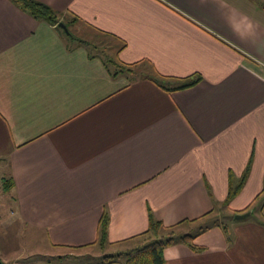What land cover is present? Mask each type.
Listing matches in <instances>:
<instances>
[{"label":"crops","instance_id":"1","mask_svg":"<svg viewBox=\"0 0 264 264\" xmlns=\"http://www.w3.org/2000/svg\"><path fill=\"white\" fill-rule=\"evenodd\" d=\"M39 1L70 36L0 0V222L9 201L12 232L103 264L153 214L204 248L168 246L167 264H264V0ZM115 63L202 79L167 90Z\"/></svg>","mask_w":264,"mask_h":264},{"label":"trees","instance_id":"2","mask_svg":"<svg viewBox=\"0 0 264 264\" xmlns=\"http://www.w3.org/2000/svg\"><path fill=\"white\" fill-rule=\"evenodd\" d=\"M19 6H21L25 11L29 12L33 17L39 20H46L49 23L56 25L60 28V14L51 6L39 1V0H14ZM68 27L69 25L65 23ZM67 34V33H66ZM70 36V34H68ZM115 69L112 71L114 75L119 73L127 74L128 72H133L134 67L138 66L135 64H117L115 63ZM142 76V75H141ZM151 79L158 83L160 86L166 88L167 90H178L191 87L202 79L201 76H194L193 78H186L182 83L173 84L170 79L164 77L160 74L155 76L146 75L142 79ZM247 173L237 184H233L230 188L228 198L226 200V205L229 204L230 200L233 199L243 188L245 184ZM3 189L9 190L13 186V182L10 179L2 180ZM108 226L109 218L106 214L103 215L100 225H99V235L97 239V245L101 249H105L108 242ZM205 229V228H204ZM203 230H200L202 232ZM197 234H179L177 233L175 226H166L163 221L157 219L153 214L150 215L149 227L148 229L139 234L138 236L142 241V244L136 247H132L123 252H119L114 255H104L103 264L116 261L119 257L125 258V264H167L164 250L166 247L173 244L183 243L188 245L196 252L203 251V247L195 243V237Z\"/></svg>","mask_w":264,"mask_h":264},{"label":"rangeland","instance_id":"3","mask_svg":"<svg viewBox=\"0 0 264 264\" xmlns=\"http://www.w3.org/2000/svg\"><path fill=\"white\" fill-rule=\"evenodd\" d=\"M101 50H102V53L106 55L105 49H101ZM126 75H128L129 79L133 81L137 79H142V77L146 75L155 76V73L151 70L150 66L147 63H141L138 66L134 67L133 72H130V73L128 72ZM6 198L8 200H11L10 194H8ZM8 202L4 204L5 207L4 206L2 207L3 212L1 215L3 217V221L0 222V246L1 247L3 246V248L6 250H10L11 256H15V257H13V261L12 260L6 261L4 264H13L14 260L15 262H18L20 264H84L85 262L91 259L92 260L98 259L97 255L89 256L88 259H85V258L80 259V258H72V257L70 258L55 257L53 256V251H50V252L44 251V248L41 247V243L35 242V239H33L32 236L29 235L31 228L24 227V230L26 231L20 232L21 234L19 235L12 232L14 229H17L13 221V218H16V215L15 213L12 212L14 210L12 204ZM224 210H225L224 208H221L220 211L222 213L220 214H224L225 212ZM254 214L258 216L259 209H255ZM218 220L225 222V223L228 222V220H225L224 218L219 219L218 217ZM140 244H142V241L136 239L133 242L127 243L126 246H128L129 248H132V247L139 246ZM2 255L4 254L0 253V258L4 262L5 259H4V256ZM118 259H119L117 260L118 264H125L124 257H122L121 259L119 257Z\"/></svg>","mask_w":264,"mask_h":264},{"label":"water","instance_id":"4","mask_svg":"<svg viewBox=\"0 0 264 264\" xmlns=\"http://www.w3.org/2000/svg\"><path fill=\"white\" fill-rule=\"evenodd\" d=\"M60 26H61V27H62V28L68 33V34H71V32H70L68 26H67L65 23L61 22V23H60ZM250 214H251V211L246 212V213H243V214H237V215H236V218H238V219H243V218L248 217ZM0 264H4V262H3V260H2L1 258H0Z\"/></svg>","mask_w":264,"mask_h":264}]
</instances>
